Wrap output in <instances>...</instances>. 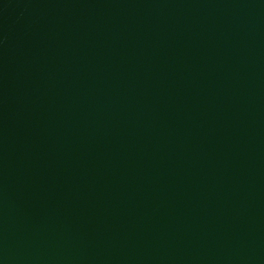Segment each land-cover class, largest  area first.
<instances>
[{"label": "water", "instance_id": "obj_1", "mask_svg": "<svg viewBox=\"0 0 264 264\" xmlns=\"http://www.w3.org/2000/svg\"><path fill=\"white\" fill-rule=\"evenodd\" d=\"M0 264H264V0H0Z\"/></svg>", "mask_w": 264, "mask_h": 264}]
</instances>
